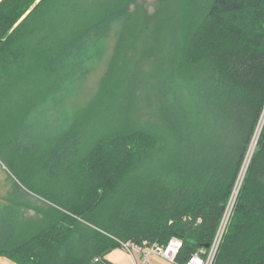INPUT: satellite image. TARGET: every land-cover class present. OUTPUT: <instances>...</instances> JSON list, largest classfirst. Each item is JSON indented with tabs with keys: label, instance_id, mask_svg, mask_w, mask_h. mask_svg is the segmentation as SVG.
<instances>
[{
	"label": "trees",
	"instance_id": "obj_1",
	"mask_svg": "<svg viewBox=\"0 0 264 264\" xmlns=\"http://www.w3.org/2000/svg\"><path fill=\"white\" fill-rule=\"evenodd\" d=\"M139 1L0 0V162L56 201L1 203L0 257L92 264L176 238L185 264L213 242L264 112V0ZM138 42L160 124L110 131L135 94L113 64ZM232 205L212 264H264V121Z\"/></svg>",
	"mask_w": 264,
	"mask_h": 264
},
{
	"label": "rangeland",
	"instance_id": "obj_2",
	"mask_svg": "<svg viewBox=\"0 0 264 264\" xmlns=\"http://www.w3.org/2000/svg\"><path fill=\"white\" fill-rule=\"evenodd\" d=\"M142 11L151 17L153 13L159 8V0H140L139 1ZM146 43L138 42L134 45V50L129 51L125 57L118 59L114 62L113 67L122 74L121 78L127 83L130 82V86L134 84L135 94L133 97L122 95L120 105L122 106V112L116 115L114 120H110V131L115 129H126L128 127L144 128L153 127L157 125L159 127L158 112L154 103L153 97L150 102L147 103L146 97L149 90L144 87V84L140 83L142 74L148 72L149 67L146 62ZM127 65L125 66V62ZM110 67L109 62L105 59L97 67L95 72L87 79L86 86L88 92L92 94L97 89V82L106 76ZM135 77V79H133ZM135 80L137 83H132L131 80ZM131 90V88H128ZM77 102L84 100V95L77 93ZM117 119L120 121L117 123ZM264 121V112L260 118V122L257 126L256 132L250 142L248 148L247 157L240 169L239 181L248 163L250 154L256 144L261 125ZM132 122H134L132 124ZM251 148V149H250ZM61 178L44 179L43 185L49 190H59L62 188L60 182ZM16 184V185H15ZM238 184L236 187H238ZM15 202L18 205H53L56 201L45 195V192L39 187H32L19 179L17 176L10 172L5 165L0 162V204H6L8 202ZM26 215L29 217L32 215V211L26 210Z\"/></svg>",
	"mask_w": 264,
	"mask_h": 264
},
{
	"label": "built area",
	"instance_id": "obj_3",
	"mask_svg": "<svg viewBox=\"0 0 264 264\" xmlns=\"http://www.w3.org/2000/svg\"><path fill=\"white\" fill-rule=\"evenodd\" d=\"M236 191H237V187H235L232 193V198L228 203V205H226L225 207L223 217L220 221L217 233L210 247L205 252L193 254L191 257H189L188 261L185 264H212L221 237L227 225L228 219L231 215L232 206H233L232 201ZM143 245H145V243H143ZM181 246H182V242L180 240L176 238H171L165 247L155 246V245L144 247L136 244L124 243L121 244L120 249L132 256L134 255L141 256L140 259L136 261L134 264H147L148 257L150 254L158 255L167 262H170L172 264H177L175 263L174 260Z\"/></svg>",
	"mask_w": 264,
	"mask_h": 264
},
{
	"label": "crops",
	"instance_id": "obj_4",
	"mask_svg": "<svg viewBox=\"0 0 264 264\" xmlns=\"http://www.w3.org/2000/svg\"><path fill=\"white\" fill-rule=\"evenodd\" d=\"M140 255H130L120 248L114 249L109 253L105 254L103 259L110 264H134L136 261L140 259ZM0 264H16L10 259L1 256ZM147 264H172L170 262L165 261L161 257L155 254H150L148 257Z\"/></svg>",
	"mask_w": 264,
	"mask_h": 264
},
{
	"label": "water",
	"instance_id": "obj_5",
	"mask_svg": "<svg viewBox=\"0 0 264 264\" xmlns=\"http://www.w3.org/2000/svg\"><path fill=\"white\" fill-rule=\"evenodd\" d=\"M92 264H110L106 262L103 258L96 259Z\"/></svg>",
	"mask_w": 264,
	"mask_h": 264
},
{
	"label": "bare ground",
	"instance_id": "obj_6",
	"mask_svg": "<svg viewBox=\"0 0 264 264\" xmlns=\"http://www.w3.org/2000/svg\"><path fill=\"white\" fill-rule=\"evenodd\" d=\"M257 142V141H256ZM251 149V148H250ZM139 175H140V173H139ZM142 176V175H141ZM235 201V200H234ZM234 204V203H233ZM136 209V208H135ZM232 209H233V207H232ZM115 212V211H114ZM123 212V211H122ZM125 213V212H124ZM120 214V213H119ZM231 217V216H230ZM226 228V227H225ZM218 229V228H217ZM226 231V230H225ZM224 234V233H223ZM215 237V236H214ZM180 240V239H179ZM182 242V241H181ZM130 243V242H129ZM132 244V243H131ZM211 244H212V241H211ZM211 244H209V245H211ZM220 244V243H219ZM167 245V244H166ZM139 246H141V245H139ZM208 248H209V246H208ZM206 249V248H205ZM207 250V249H206ZM218 251V250H217ZM198 253H200V252H198ZM217 254V253H216ZM216 254H215V256H216ZM213 263H214V261H213ZM178 264V263H177Z\"/></svg>",
	"mask_w": 264,
	"mask_h": 264
}]
</instances>
